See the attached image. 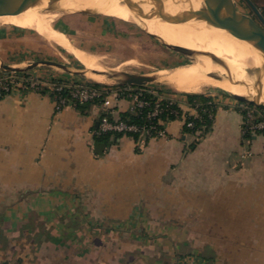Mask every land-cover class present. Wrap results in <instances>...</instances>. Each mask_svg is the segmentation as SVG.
I'll return each mask as SVG.
<instances>
[{
    "label": "crops",
    "instance_id": "1",
    "mask_svg": "<svg viewBox=\"0 0 264 264\" xmlns=\"http://www.w3.org/2000/svg\"><path fill=\"white\" fill-rule=\"evenodd\" d=\"M236 1L264 26V0ZM28 29L5 28L0 65L41 80L80 77L54 65L27 67L45 59L13 57L40 42ZM65 38L69 47H60L73 54L79 47ZM209 93L215 110L199 138L171 119L165 136L110 133L99 151L94 131L103 106L57 111L45 90L3 94L0 264H264V134H243L240 102ZM105 101L114 119L130 112L125 96L110 92ZM167 209H174L173 236L163 228L156 236H129L128 228V236H117L118 225L142 214L150 227H165ZM74 210H83L88 230L70 221ZM135 210L145 211L135 218Z\"/></svg>",
    "mask_w": 264,
    "mask_h": 264
},
{
    "label": "bare ground",
    "instance_id": "2",
    "mask_svg": "<svg viewBox=\"0 0 264 264\" xmlns=\"http://www.w3.org/2000/svg\"><path fill=\"white\" fill-rule=\"evenodd\" d=\"M152 2L164 4L172 13L179 8L174 0H63L61 4L68 8L65 12L91 9L97 13L137 22L147 34L161 43L186 49L194 56L193 61L159 73L160 81L177 91L191 93L201 91L205 86H217L229 94L264 101V69L259 66L258 53L248 42L222 28L207 24L206 18L195 17L188 22H177L158 11H153L146 17L134 15L135 9L149 11ZM190 2L198 8L202 0ZM38 10L33 7L19 14L0 15V21L31 28L48 41L64 48L69 47L65 35L50 26L49 15ZM73 54L84 65L89 78L99 82L110 80L109 72L94 54L79 48H74ZM236 81L241 84H236Z\"/></svg>",
    "mask_w": 264,
    "mask_h": 264
},
{
    "label": "rangeland",
    "instance_id": "3",
    "mask_svg": "<svg viewBox=\"0 0 264 264\" xmlns=\"http://www.w3.org/2000/svg\"><path fill=\"white\" fill-rule=\"evenodd\" d=\"M44 12L49 15V19L51 18L49 20L51 27L67 35L71 42L77 47L90 52L97 57L99 63L110 74V80L102 83L121 85L120 82L124 78L122 72L143 73L155 77V80L150 82V84H152L160 93L166 92L167 94H175L181 100L187 101L185 94L188 92L177 91L169 84L160 81L161 77H159V73L163 70L168 71L178 64L191 62L193 61V58L168 48L159 40L147 34L137 22L126 21L104 13H81L78 11H73V13L65 11ZM250 15L253 16V14ZM8 26L21 27L12 23H4L0 21V35L4 33L5 28ZM29 31H31V34L39 36L32 29L27 30V32ZM40 38V42L38 43L30 42V47L25 44L22 45L20 50L17 51L18 54L13 57H16L17 59L31 57L52 60L66 64L71 70L85 71L84 65L75 58L68 49H65L68 51L66 52L60 46L50 42L45 43L43 42V37L40 36ZM1 47L2 46L0 45V49ZM54 68L60 69L57 66H54ZM79 76V79L96 81L89 78L86 74ZM204 92H208V94H210L209 92H212V96H215L216 94L230 96L229 93L217 86H205L201 91L191 93ZM208 99L213 100L212 97H209ZM143 211L145 210H135V218L140 216ZM152 211L153 210H149V212ZM82 212L83 210H74V219H67L74 221L75 224L73 225L81 229L85 227L87 228V226L81 222L83 215ZM162 212L164 214L162 213L161 215H166L167 221L165 227L162 225L159 226L157 223L150 227V223H146L147 217L144 219L142 214L141 219H135L134 222H130L128 225H118L117 228L120 232H116L117 236H128L126 228L130 230L131 235L129 234V236H142L144 233L147 236L148 234H152L150 236H156L160 233L158 230L163 231V229H165L166 234L173 236L174 209L162 210ZM156 213L159 215L161 211L156 210ZM162 217L163 216H161V219ZM158 218L153 222H158ZM132 219H130V221ZM152 227L155 230H152ZM40 228H42V225H40Z\"/></svg>",
    "mask_w": 264,
    "mask_h": 264
},
{
    "label": "built area",
    "instance_id": "4",
    "mask_svg": "<svg viewBox=\"0 0 264 264\" xmlns=\"http://www.w3.org/2000/svg\"><path fill=\"white\" fill-rule=\"evenodd\" d=\"M102 86H95L87 80H72L71 78H59L41 80L34 75H16L12 71L0 72V97L12 92L16 88H31L34 90H45L54 100L55 109L58 111L66 105L76 107L78 104L98 100L97 104L104 107V113L100 117L95 134L101 133H120L136 132L146 137H161L166 135L165 124L169 120L161 116L165 106L176 103L180 109L171 108L170 114L175 119L182 121L183 126L190 129V133L199 138L204 132L205 123L197 125V121L203 120L202 115L206 113L208 119H213L212 108L200 105L198 103H188L178 98L175 94L160 93L150 83L139 85H111L99 82ZM114 92L118 97H127L131 101L130 111L135 113L143 112L141 123H129L122 118L114 119L111 111L106 108V96ZM146 94L156 96L155 100L149 99ZM167 100V105L163 104ZM214 103L207 100V105ZM240 108L243 114L242 133L260 132L264 134V112L257 107L240 102Z\"/></svg>",
    "mask_w": 264,
    "mask_h": 264
},
{
    "label": "water",
    "instance_id": "5",
    "mask_svg": "<svg viewBox=\"0 0 264 264\" xmlns=\"http://www.w3.org/2000/svg\"><path fill=\"white\" fill-rule=\"evenodd\" d=\"M63 0H0V15L19 14L29 8L36 7L41 11H66L68 8L62 6ZM178 5L176 12L162 3L152 2V8L149 11L135 9L134 15L137 17H146L153 11L177 22H188L195 17L206 18V23L215 27H219L232 34L233 36L248 42L260 57L259 66L264 69V26L252 15L241 11L238 8L236 0H202L201 5L195 8L190 0H174ZM81 13H97L91 9L74 10ZM165 45V44H164ZM168 48L178 51L186 56L194 58V56L184 48L165 45ZM37 64H48L60 67L69 72L77 74H86L85 71L71 70L66 65L52 60H37L30 63L27 67L31 68ZM0 67L4 71H19L21 68L1 64ZM124 78L121 85H139L150 83L155 77L143 73L122 72ZM96 82V81H95ZM236 84H241L236 81ZM259 92V88L256 89ZM240 102L251 104L264 112V101H259L255 97L229 94Z\"/></svg>",
    "mask_w": 264,
    "mask_h": 264
},
{
    "label": "trees",
    "instance_id": "6",
    "mask_svg": "<svg viewBox=\"0 0 264 264\" xmlns=\"http://www.w3.org/2000/svg\"><path fill=\"white\" fill-rule=\"evenodd\" d=\"M87 82H91L95 86H102V84L99 83V82L89 81V80ZM146 96L149 99H151L152 101L155 100V98H156V96H154L152 94H146ZM185 97H186L188 103H191L192 105L194 103H198L200 105H203V106H206V107H210V108H212V112L214 113L215 105H214V103H212L209 106L207 105L208 97L205 94H203V93H186ZM97 101L98 100L87 101V102L78 104L76 106V108L79 109L80 111H84L86 108L89 107L90 104L97 103ZM163 104L167 105V100H164ZM165 107L166 108L163 110L161 116L163 118H168L169 120L175 119L173 114L169 113V110L171 108H175V109L179 110L180 108L177 107V104L173 103V104H169V105H167ZM142 113L143 112H141V113H135V112H131V111L130 112H125V113L121 114L120 118L127 120V122H129V123H137V124H139L143 120V114ZM202 118H203L202 122L201 121H197L196 124L199 126V125H201L204 122L205 123V127H204L203 132L206 133L210 129V125H211L212 120L208 119L206 117V113L205 112L202 115ZM183 127H184L185 131H188L190 133V129L186 128L185 126H183ZM128 134L131 135L134 138H137L138 135H139L136 132H129ZM94 139H95V142H96V144H95L96 151H99L97 149V146H99V145L108 146L112 142V138H110V135L108 133L96 134Z\"/></svg>",
    "mask_w": 264,
    "mask_h": 264
}]
</instances>
